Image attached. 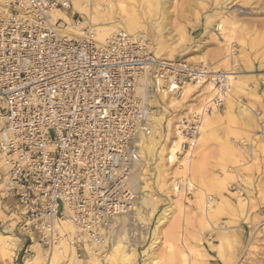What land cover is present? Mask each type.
<instances>
[{"label": "built area", "instance_id": "obj_1", "mask_svg": "<svg viewBox=\"0 0 264 264\" xmlns=\"http://www.w3.org/2000/svg\"><path fill=\"white\" fill-rule=\"evenodd\" d=\"M56 9L71 10L70 0L0 7V196L13 198L22 229L48 253L71 241L80 257L88 254L85 240L103 243L134 211V172L155 107L140 87L155 97H180L188 83H212L216 91L171 127L169 146L180 142L163 164L173 168L194 144L203 114L223 105L229 84L223 71L156 57L141 33L119 29L99 42L79 14L55 19ZM258 135L264 139L263 123ZM169 184L173 193L193 191L188 177L170 175ZM65 221L85 240L62 233Z\"/></svg>", "mask_w": 264, "mask_h": 264}, {"label": "rangeland", "instance_id": "obj_2", "mask_svg": "<svg viewBox=\"0 0 264 264\" xmlns=\"http://www.w3.org/2000/svg\"><path fill=\"white\" fill-rule=\"evenodd\" d=\"M4 1L0 0V7L4 5ZM114 1L116 3V0ZM167 1V11L161 15L157 11L149 12L145 0H123V5L129 10L139 6L137 16L140 15L138 21L142 26L136 31L139 30L137 33L147 37L156 56L158 54L155 38L161 36L154 31H157L156 26L164 17L163 20L169 27L162 38L168 46L176 41H180V46L173 52V57H167L168 51L160 57L187 59L201 63L215 72L226 71L232 65V70L238 73L244 87L251 86L254 81H259V86L254 92L245 90L246 92L235 94L232 91L235 98L230 104L224 100L218 109L221 115L213 121L215 123L204 132L200 127L191 152L187 170L189 173L186 174L188 181L193 184L190 183L193 191L188 196L183 195L186 207L182 211L173 212L171 219L165 224L168 228L174 226V229L171 228L173 232L163 227L165 233L167 230L170 232L167 237L162 236V240H168V243L162 241L154 250L150 248L155 233L162 232V229L158 231L155 226L159 213L168 205L165 197L158 206V212L149 221L140 222L134 214L135 211L120 217L117 225L106 234L103 243H88L85 237L77 232L72 233V236L76 234L80 240H85V249L89 251V255H76V260L79 261L75 264H92V254L102 264L113 240L125 228L128 230L130 247L136 251L134 264H151L153 259L157 262L159 260L158 264H181L183 259L188 264H264V139L258 135L259 127L264 124V97L261 95L264 87L260 82V76L264 72V0ZM102 12L100 19L105 26H109L111 20L110 26L123 25L119 14L109 19ZM79 15L84 25L91 24L88 15ZM219 22H223L221 31L216 26ZM90 26L96 28V25ZM95 32L97 33V30ZM204 84H198L191 90V95L179 110H165L166 101L162 105L154 104V115L161 114V127H167V130L161 131V136L157 137L159 141L156 155L148 157L145 154L143 162H147V166L140 164V170H136V206L142 205V197L145 199L150 193L149 188L146 187V190L141 187L142 183L147 182L148 186L158 193V151L169 145L171 127L181 115L187 111H198L199 107L214 95L212 85L204 87ZM241 104L245 107L244 115L238 109ZM191 167H195V175ZM184 173L186 172L175 170L173 175H185ZM198 189L203 191V207L208 200L217 201L208 218H205L203 210L199 207L196 196ZM170 220L174 221L173 226L169 224ZM0 234L9 235L15 240L13 256L9 260L11 264H50L53 250L48 253L42 245H38L37 239L34 242L32 235L22 229L14 200L5 192L0 196ZM169 242L173 247L171 251L167 249ZM2 256L0 252V264H10ZM62 258H59L57 264H68L67 257Z\"/></svg>", "mask_w": 264, "mask_h": 264}, {"label": "bare ground", "instance_id": "obj_3", "mask_svg": "<svg viewBox=\"0 0 264 264\" xmlns=\"http://www.w3.org/2000/svg\"><path fill=\"white\" fill-rule=\"evenodd\" d=\"M145 2L147 4V6H148V11L149 12L157 11L161 15H163L164 12L167 11L166 10L167 9V5H168L167 4L168 3L167 0H145ZM138 8H139V6H138ZM138 8H131L130 10L127 9L123 5V0H116V3H115L114 0H72L71 1V10L56 9L53 12V16H54L55 19L56 18H62L65 21H70V16L73 13H79V14H83V15L84 14L88 15L90 17L91 24L94 25V26L96 25L95 26L96 28H94L93 26H90L91 24L88 25V26H90L94 30V32L97 30V33L95 32L96 40L99 41V42H103L109 35L113 34L114 32H116L119 29H122V30H124L126 32H129V33L138 32L139 30L136 31V29H138L139 27L142 26L141 23H139V21H138L140 19V18H138V16H140V15L137 16V13L139 12ZM117 9L119 11H117ZM139 10H140V8H139ZM102 11H104V13ZM101 12L103 14H105L106 17L109 18V19L114 18L115 14H119L120 15L119 16L120 20H121L123 25L110 26V24L112 23L111 22L112 20H111L110 24H108L110 27L107 26V25L105 26V23L101 22V19H100V13ZM163 19H164V17H162L160 22L158 21L159 24L156 26L157 31L156 30L154 31L155 33L157 32V34L159 33L158 35L161 36L160 38H158L156 36H155L156 38L153 37V38H155V42H156V44H155L156 45V52L159 55V56L157 55L156 57L162 58V57H160V55H163L165 52L168 51L167 57L171 58V57L174 56L173 52H175L176 48H178L180 46V41H176L170 46L167 45L166 41L162 38V35H163L164 32L168 31V27L169 26L166 25V23H165V21ZM115 24L117 25L118 23H115ZM154 25H153V27H154ZM226 25L224 24V26H226ZM216 26L221 31L223 29V22L222 23L221 22L216 23ZM154 29H155V27H154ZM166 60H172V59H166ZM230 66H231L230 68H228L226 71L222 72V73H226L227 81H228V84H229L228 89L225 91V93H223L224 97H225V100H227V102L229 104L232 103V100L235 98L234 97L235 96L234 93L235 94L236 93H243V91H245V90H250V91L254 92L257 89V87L259 86V81H254L251 86L247 85V87H244L243 86L244 85L243 81L239 78L238 73L236 71L232 70V65H230ZM210 72L218 73V72H215V71H210ZM263 75L264 74L262 73L261 76H260V79L263 77ZM198 84L202 85V83H196V84L188 83L185 86H183L182 94H181L180 97H175L173 95H168V94H165V93H162L159 97H155V96H152L151 94L147 93V90H146V88L144 86L140 87L139 92H140V95L142 96L143 100L148 105H154V104L162 105V103H165L164 101H166L167 107L164 106L165 110H168V108H176L177 110H179L178 108L181 107L183 105V103H185L188 100V97L191 95V90L195 86H197ZM210 85H212V83H206V84H204V87L205 86L209 87ZM212 87H213V85H212ZM213 90H214V87H213ZM232 91L234 93H232ZM215 93H216V91L214 92V94ZM261 95H263V97H264V92H262ZM158 98H160L161 101ZM151 102H154V103H151ZM247 108H248V106H247ZM238 109H239L241 114L246 113L245 112V107H244L243 104L239 105ZM151 110H152L151 111L152 119L154 121L153 126H152L153 132H152L151 135L141 138V145H142L143 149L145 150V154H147L148 157H150V156L154 157L156 146H157L158 141H159V140H157V137L161 136V124L160 123H161L162 116H161V114L158 115V116L154 115V112L156 110L155 109H151ZM220 115L221 114H220L219 110L216 109V108L213 109L210 114H208V113L203 114V117H202V120H201L202 126H200L201 127V131L204 132L207 127H210L212 125L213 121H215V119L217 120V118ZM196 139H195V142H196ZM198 140H199V138H198ZM179 142H180V138H178L177 141H175V143L172 146L168 145L167 148H164V149L161 148V150L158 151L159 158H160L159 163L157 165V175H156V188H157V192L158 193H155L152 190V187L148 186L147 182L146 183H142L143 185L141 187H143L146 190H147V188H149L150 193H148V194L146 193L147 196H146L145 199L142 197V199H143L142 205L136 206L137 205V203H136L135 204V208H134V211H135L134 214L137 216V219L140 220V222L149 221L158 212V206H159L160 202L162 201V199H164L166 197L167 200H168V205L162 209V211L159 213V215L157 217L155 228L158 231L162 229V232H161V234H156L155 233V237L152 240V243H151V246H150V248L153 249V250L159 244H161L162 241H164V240H162V236L167 237L170 234V232H173L172 229H174L175 227L172 224H173L174 221L170 220L171 223H169L173 227L168 228L169 226L167 227L165 225L167 223V221L169 219H171L170 218L171 214L173 212H175V211H182V209H184L186 207V205H185L186 201L184 200L185 198L183 199V197H184L183 195L184 194H182V193L181 194L173 193V191H172V189L170 187V184H169V176L172 175V176L175 177V175H173V173L175 174V170L178 171V172H186V173H184L185 175L189 173V171L187 172V170L189 168V164H190V160H191V152H192V149H193V147L195 145V142L191 146V148L186 152L184 157L180 160L181 166L178 165V166H175V167L172 168V167H168V166L163 164L165 153L170 151V153L173 155V153L175 151V146L178 145ZM263 144H264V141H263ZM140 164H142L143 167L147 166V162L141 161ZM159 164H161V166ZM162 164H163V166H162ZM191 166H194V165H191ZM193 168H195V167H193ZM193 168L191 167V169H192V171H193V173L195 175V173L197 171L195 169H193ZM144 171H145V169H144ZM136 172H134V177H133L134 179L137 178V176H138ZM170 173H172V174H170ZM185 175L182 174V175H177V176H182L184 178L188 177L187 175L186 176ZM143 177H144V175H143ZM188 182H189L190 188L193 189L191 187L192 183L190 182V180ZM135 186H137V185H135ZM196 196H197V199H198L197 201H198L199 207L203 210V212H204L203 214L205 215V218H208L209 217V213L212 211V207L214 205H216L217 201L216 200H208L207 203H210V204L206 203L205 207H203L204 202H203V191H202V189H198V191L196 193ZM144 208H146V210ZM144 210H145V212H144ZM178 213H180V212H178ZM183 216H185V215H183ZM172 218H173V216H172ZM172 220H175V219H172ZM164 226L167 227L168 229L172 228L171 229L172 231H170L168 233V230H167V232L165 233L164 230H163ZM165 230H166V228H165ZM75 232H77L75 226H73L72 224H70V223H68L66 221L62 223V233L67 234V236L72 237V233H75ZM31 239L34 242H36L35 241L36 238L33 235H32ZM14 241L15 240L13 238H10L9 235H5V234L1 235L0 234V252L3 255L2 257H5L8 260V263H10L9 260L12 259L11 256H13V252H14L13 249H14V244H15ZM91 241L92 240H89V242H91ZM166 242L168 243V240ZM172 248L173 247H172V245L169 242V244L167 246V249L169 251H171ZM35 250L37 251L36 248H35ZM51 255H52V256H50L51 259H49L50 260V264H57V261L59 260V258H62V257H67L68 264H75V262L77 261L76 260L77 256H76V252H75V245L71 241H64V242L60 243L58 247H55L53 249V252L51 253ZM104 256H105V258H104V261H103L102 264H134L135 263V261H136V251H135L134 248L130 247L127 228L123 229L121 231V233L119 235H117V237L113 240V242L111 244L110 251ZM35 259H37V257H35ZM90 260H91L92 264H101L100 261L97 259V257L94 256L93 254L90 257ZM158 262H159V260H158ZM158 262L155 259H153L151 261V264H158ZM181 264H188V263L186 262L185 259H183Z\"/></svg>", "mask_w": 264, "mask_h": 264}]
</instances>
